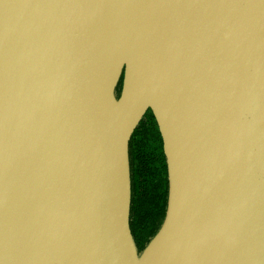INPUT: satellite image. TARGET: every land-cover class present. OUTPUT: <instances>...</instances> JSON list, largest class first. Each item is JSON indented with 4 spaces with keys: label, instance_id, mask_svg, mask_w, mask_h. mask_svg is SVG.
<instances>
[{
    "label": "water",
    "instance_id": "95a60500",
    "mask_svg": "<svg viewBox=\"0 0 264 264\" xmlns=\"http://www.w3.org/2000/svg\"><path fill=\"white\" fill-rule=\"evenodd\" d=\"M147 109L168 191L138 252ZM0 264H264V0H0Z\"/></svg>",
    "mask_w": 264,
    "mask_h": 264
},
{
    "label": "trees",
    "instance_id": "16d2710c",
    "mask_svg": "<svg viewBox=\"0 0 264 264\" xmlns=\"http://www.w3.org/2000/svg\"><path fill=\"white\" fill-rule=\"evenodd\" d=\"M122 79L116 88L118 97ZM131 203L129 225L138 252L160 228L167 204V171L157 123L147 109L129 140Z\"/></svg>",
    "mask_w": 264,
    "mask_h": 264
}]
</instances>
